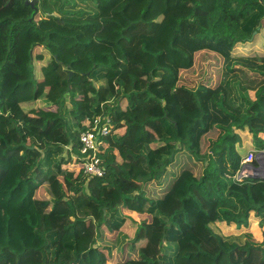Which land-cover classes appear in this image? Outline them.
Returning a JSON list of instances; mask_svg holds the SVG:
<instances>
[{
    "label": "trees",
    "instance_id": "trees-1",
    "mask_svg": "<svg viewBox=\"0 0 264 264\" xmlns=\"http://www.w3.org/2000/svg\"><path fill=\"white\" fill-rule=\"evenodd\" d=\"M26 1L0 0V191L17 162L13 187L33 191L35 237L23 249L0 243V264H264V245L224 230L235 218L191 169L162 198L145 191L187 150L245 202L240 221L254 212L264 223V179L235 178L253 149L264 151V0ZM119 6L125 23L111 18ZM229 17L245 36L223 33ZM203 51L222 57L211 93L179 84ZM61 85L57 115L42 114ZM99 116L111 122L106 172L91 177L69 147ZM129 227L139 256L120 259L99 239Z\"/></svg>",
    "mask_w": 264,
    "mask_h": 264
},
{
    "label": "rangeland",
    "instance_id": "rangeland-1",
    "mask_svg": "<svg viewBox=\"0 0 264 264\" xmlns=\"http://www.w3.org/2000/svg\"><path fill=\"white\" fill-rule=\"evenodd\" d=\"M206 4L205 0H203ZM209 1V0H206ZM140 3L132 2L129 7V12H135L139 9ZM130 16L125 10V6H119L113 11L112 17L113 21L124 22L125 17ZM125 23V22H124ZM224 33L227 32L234 36H245L243 35L240 28L238 29V25L236 21H233L232 18H228L225 22ZM240 31V32H239ZM251 42V41H250ZM41 47H36L34 52H39ZM72 54H67L65 57V62H68L72 58ZM221 56H217L215 53H200L197 58V66L193 69L192 72L187 73L186 76L183 77V80L188 84L195 86V88H206L210 89V93L213 89H216L219 86V77L221 75ZM39 66L38 62L34 63L35 69ZM67 86L61 85L57 86L55 89L48 93L46 109L41 110L42 114L49 116L57 115V108L55 105V101L57 97L66 91ZM206 106L208 104V97L204 99ZM37 113V112H35ZM241 136L243 143L247 145H251L252 138L251 132L242 131ZM260 136L264 138V133H260ZM77 154V153H76ZM228 158H225L224 165L227 167ZM17 162L13 161L11 163V171L9 173L8 178L5 179L1 191L0 198L5 202L6 208L3 213L0 214V243L2 244H10L17 249H23L26 245H29L31 240L35 237V232L33 230V213L31 208V199L33 191L31 188L21 187L14 188L13 185L15 183V178L17 176ZM174 173H176L174 171ZM43 194L38 191L36 197H40ZM34 208V205H32ZM219 208L221 213L228 212L235 219L231 224H224V230L228 232L229 230L233 234H238L239 231L245 232L246 236L250 239V241L255 245H264V223H257V226L250 225L249 220H251L250 215L247 216L246 221H240V219L236 218L237 214L235 212L228 211L226 209ZM240 214L244 215V211L240 212ZM257 222L259 218H256ZM261 219V218H260ZM104 228L101 229V234L104 233ZM135 229L131 227L127 228L124 233H121L114 239V237L110 238L109 235H103L99 241L103 245L112 246V251L114 254L118 255L120 259L125 258H137L138 251L135 250L134 245L132 244L133 237L135 235ZM111 236V235H110Z\"/></svg>",
    "mask_w": 264,
    "mask_h": 264
},
{
    "label": "crops",
    "instance_id": "crops-1",
    "mask_svg": "<svg viewBox=\"0 0 264 264\" xmlns=\"http://www.w3.org/2000/svg\"><path fill=\"white\" fill-rule=\"evenodd\" d=\"M233 21H236V20L233 19ZM236 22L238 25V21H236ZM224 28H225V25H224ZM224 28H223V33H224ZM225 33H227V32H225ZM206 52L207 51H203L200 53H206ZM208 53H212V52H208ZM196 66H197V59L195 61L194 67H192L191 69L181 71L180 82H179L180 85L188 86V87L194 89L195 86L189 85L187 83L188 80L186 82L185 80H183V77L186 76L187 73L192 72ZM156 166H160V163H156ZM205 166H206V163L204 162V160L197 159L193 153H190L187 150H183L181 152H178L175 154L174 160L170 164L168 171L166 172L163 179H161L160 181H151V182L146 183L145 184V191L150 198H154V199L162 198L164 196L165 192L167 191V189H169V187L172 185V183L175 180V178L177 177V175L183 169L188 168V169H191L194 172V174L200 180H204L205 184H204L203 188L201 189V193L205 197H207L211 201L217 203L218 208L222 209L221 207H223V209L231 211L232 213L235 212V214H237L236 218L243 217L247 211V206H246L245 202L238 196L228 197L226 191L223 189V186L221 184H218L217 179L214 176H207L206 177L204 175ZM174 171L176 173H174ZM242 211H244V215L240 214V212H242ZM253 214H254V216H252ZM249 215H250V213H249ZM250 216H252V217H251V220H249V224L257 226V223L260 222V218L257 217V215L254 212ZM146 217H147V219L151 220V216L148 215ZM256 218H259L258 222H257ZM121 233H124V231H120L118 233V235ZM117 236L115 238H117ZM108 245H110V244H108ZM134 248H135V250H137V248L135 246H134ZM138 256H139V254H138ZM137 258L129 257V259H137Z\"/></svg>",
    "mask_w": 264,
    "mask_h": 264
},
{
    "label": "built area",
    "instance_id": "built-area-1",
    "mask_svg": "<svg viewBox=\"0 0 264 264\" xmlns=\"http://www.w3.org/2000/svg\"><path fill=\"white\" fill-rule=\"evenodd\" d=\"M111 131V122L108 117L99 116L88 129L82 131L79 136L77 148L69 147L73 161H77L86 176L101 177L106 172V167L102 164L103 154L109 146L107 136ZM77 153V154H76ZM256 160L262 161L264 165V151L252 150L243 160L241 168L235 178L239 181L249 177L244 167L246 164ZM258 165V164H257ZM256 165V166H257Z\"/></svg>",
    "mask_w": 264,
    "mask_h": 264
},
{
    "label": "water",
    "instance_id": "water-1",
    "mask_svg": "<svg viewBox=\"0 0 264 264\" xmlns=\"http://www.w3.org/2000/svg\"><path fill=\"white\" fill-rule=\"evenodd\" d=\"M36 0H27L26 3L34 6ZM257 32V31H256ZM255 32V34H256ZM245 171L248 172L249 177L251 178H263L264 179V165L262 161H258V165L251 163L246 164L244 167Z\"/></svg>",
    "mask_w": 264,
    "mask_h": 264
}]
</instances>
